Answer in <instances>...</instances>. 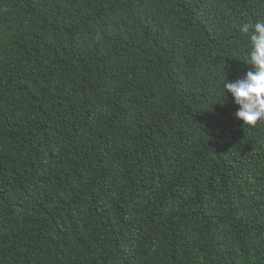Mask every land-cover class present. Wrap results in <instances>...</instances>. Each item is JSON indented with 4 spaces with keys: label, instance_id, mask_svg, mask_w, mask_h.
Instances as JSON below:
<instances>
[{
    "label": "trees",
    "instance_id": "trees-1",
    "mask_svg": "<svg viewBox=\"0 0 264 264\" xmlns=\"http://www.w3.org/2000/svg\"><path fill=\"white\" fill-rule=\"evenodd\" d=\"M264 0H0V264H264V121L223 94Z\"/></svg>",
    "mask_w": 264,
    "mask_h": 264
},
{
    "label": "clouds",
    "instance_id": "clouds-1",
    "mask_svg": "<svg viewBox=\"0 0 264 264\" xmlns=\"http://www.w3.org/2000/svg\"><path fill=\"white\" fill-rule=\"evenodd\" d=\"M240 32L247 37L249 52L245 63L249 65L243 76L229 82L224 64L223 94L226 90L238 106L234 115L244 125L254 126L264 121V21L254 25L247 23L240 26Z\"/></svg>",
    "mask_w": 264,
    "mask_h": 264
}]
</instances>
